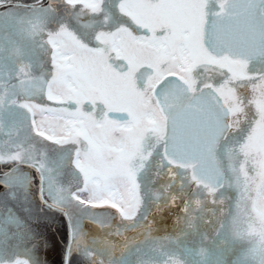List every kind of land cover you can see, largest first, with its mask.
Instances as JSON below:
<instances>
[{
  "label": "snow or ice",
  "instance_id": "1",
  "mask_svg": "<svg viewBox=\"0 0 264 264\" xmlns=\"http://www.w3.org/2000/svg\"><path fill=\"white\" fill-rule=\"evenodd\" d=\"M36 2L40 4L41 13L37 19L45 22L34 27L30 35L42 36L39 47L44 51L35 53L33 49L32 54L46 55L47 60H41L40 66L43 68L47 63L49 68L36 76L30 72L31 62L27 69L20 67L16 83L0 94V128L14 119L13 108L23 109L29 117L35 115L33 108L41 113L55 112L60 102L51 98L50 88L65 76L66 69L73 68L81 76H102L104 82L100 86L117 97L115 110L107 97L96 101L97 105L104 106L97 119L107 113L119 119L126 130L137 128L141 121L146 122L134 139L136 153L107 160L99 167L95 162L103 159L101 151L95 144L83 145L85 160L92 162L93 168L89 172L75 163L73 167L82 176L89 177L92 196L87 201L74 197L58 183V177L52 175L55 168L36 144L22 142L13 145L6 154L0 152V164L22 166L16 172L8 169L13 177L5 184L9 197L17 198L15 189L30 190L31 174L22 168L33 169L39 176L41 202L60 211L68 220L70 248L66 264H71V252L81 247L85 221L103 227L97 218L106 212L131 224L141 216L148 219L143 186L139 184L145 160H155L156 175L159 169H167L173 182L175 177L182 176L181 187L187 179L196 189L209 187L216 191L225 183L232 187L226 174L234 175L237 219L248 215L252 221L249 227L259 232V243L251 249L250 255L264 264V212L257 215L252 206L253 193L255 199H264V148L253 150L258 139L264 137V0H116L121 23L111 32L113 42L121 32H127L134 47L120 40L126 51L118 57L119 66L109 60L110 75L90 66L86 60L74 65L64 64L71 33L64 28H49L44 13L53 10L51 3L45 6L43 0ZM103 2L99 0L91 13L104 11ZM65 3L72 5L73 0H65ZM7 5L8 0H0V8L7 9ZM111 48L112 43L104 44L106 53ZM41 98L45 103L40 102ZM48 122V116H42L39 124L33 120L32 135L40 144L63 147L47 131L40 130ZM242 124L247 125L246 130ZM146 140L151 141L147 150ZM70 142L80 147L79 141ZM133 155L141 161L135 167L128 164ZM77 156L78 153L73 159ZM64 160V156H58L52 163L62 167ZM8 173L0 176L6 177ZM125 178L129 187L122 196L116 182ZM171 186L170 183L168 187ZM106 195L111 199H105ZM177 198V194L172 193L167 204L175 205ZM117 199L120 203L113 202ZM72 200L90 209L91 219L74 220L66 207V202ZM189 203V199H185L181 208L186 221L189 220ZM195 203L199 204V200ZM179 220L177 218V222ZM257 220L258 229L252 227ZM17 224L18 219L6 212L0 202V237H7L10 228L18 229ZM225 226L224 222L219 224L220 229ZM114 234L120 235V231L117 229ZM16 236L20 240L25 238L20 231ZM0 264H3L2 259ZM11 264L35 262L25 254L17 256Z\"/></svg>",
  "mask_w": 264,
  "mask_h": 264
},
{
  "label": "rangeland",
  "instance_id": "2",
  "mask_svg": "<svg viewBox=\"0 0 264 264\" xmlns=\"http://www.w3.org/2000/svg\"><path fill=\"white\" fill-rule=\"evenodd\" d=\"M8 1H16V3L23 5L22 0ZM25 1H30L32 5H36L34 3H37L36 0ZM57 2L61 4L60 0H57ZM98 2L99 0H73L72 7H79L78 10L74 8L71 10L68 7L66 13H57L54 10L44 13L47 17L46 22L49 28L53 30L64 28L71 33L66 51L76 50L79 52L75 55L77 56L75 58L76 63L86 60L90 63V66L95 68H100V63L96 61L95 54L88 52L87 49L85 50L80 46L77 40H74L75 37L79 39L81 37L84 38L81 35L80 28H82V25H90L91 22L88 23L81 20L79 28V25L75 24L70 19L72 18L70 16L72 13L78 12L84 18L86 5L97 6ZM23 7L25 5L21 8L23 9ZM1 13L3 12H0V49L3 50V45L5 44L3 39L8 33V27L1 25L3 23L1 18H4V15ZM40 15V5L27 10V14L20 21V25L24 28L26 34L30 35L34 27H38L45 22L37 19ZM79 19L76 17L75 21ZM93 23L95 24V21ZM20 31L24 32L22 29ZM14 32L19 34L17 31ZM10 33L12 32L10 31ZM11 36L9 35L8 38ZM30 37L32 42L23 44L20 43L19 37L15 36V44L11 47L5 46L3 51L4 54L10 55L9 52H11V55L13 54L14 58L12 59L13 64H11L12 68L10 72L14 71L16 78L20 67H25L27 62H31L33 68L36 66V58H27L35 55L32 54L33 49L37 51L43 50L39 47L42 36L36 35L34 37L30 35ZM84 39L87 40L86 38ZM67 58L68 55L66 53L64 60L68 61ZM18 59L22 60L23 63H16V60L19 62ZM40 59L42 60L43 58ZM1 64L2 61H0ZM4 72V69L0 68V84L3 85L0 87L3 89L6 88V82L9 80V76H6ZM100 77V83H103L104 80L102 76ZM55 86L59 88L56 83ZM3 91H0V94H3ZM53 97L57 98L55 95ZM59 99L61 98L59 97ZM12 111L14 112L15 120L23 115L20 108H13ZM35 111L36 108H33V112ZM56 112L65 113L66 106H59ZM37 114L48 116L49 122L45 126L49 128L53 127L54 121L52 117L54 112L41 113L38 109ZM31 120L36 121L37 124L40 122V119L36 116L33 119L30 117ZM11 122H13V119L6 121L3 128H0V152L6 154L11 151L13 145L22 142L34 143L38 147L39 140L37 137L34 136L29 140L27 139L30 135L27 126L22 125L20 130H16ZM40 130L45 131V129ZM48 134H50L49 131ZM27 143H25L26 147ZM38 148L47 154L46 158L50 166L55 168L52 175L58 177V183L65 190H70L74 197L81 198L84 201L91 198L92 192L90 190L89 179H82V182L74 180L73 176L75 175L71 172L73 168L69 167L70 157L72 152H75V149H67L66 151V149ZM59 150L60 152H58ZM99 150L101 151L102 149ZM121 150L124 151L123 156L137 152V149ZM253 150L257 151L258 149ZM101 153L103 159L95 162L97 167L107 160H113L111 158L112 155L106 156L104 152ZM58 155L65 157L62 167H57L56 164L52 163ZM134 159L135 156L133 155L128 160V164ZM84 161L86 162L85 159ZM153 161L150 169L154 173L155 167L153 166ZM140 163L141 161L136 159L132 162V166L135 167ZM147 164L148 160H145L144 169L148 167ZM9 165L12 164H0V173L3 174L1 172L2 167H8ZM77 165H80V163ZM21 167L17 166L13 172H16ZM68 167L71 171L65 169ZM87 167L88 171L91 172L93 168L92 162L88 163L87 161ZM22 170L31 174V188L30 190L25 188L24 191L15 189L17 192V198L15 199L9 197L8 191L5 188V184L13 178L12 174L9 173L6 177L0 176V202L3 203L6 212H11L12 216L18 219V229L10 228L7 237H0V259L3 260V264H11L17 256L24 257L27 254L35 264H64L69 241L68 229H70V224L63 213L51 209L41 202L39 196L40 181L35 170L26 167L22 168ZM160 173L163 176L159 177V182L171 183V187H175V194L178 196L175 205L167 204L170 195L153 194L151 191H146L150 194L144 198L145 213L148 216L147 220H144L141 216L135 224H131L106 212L102 217L97 218L103 227L98 226L96 223L85 221L83 224L85 235L79 250L74 249V252H71V264H225L227 261H229V264H259L258 259L250 255L251 249L259 243V232H253L249 227L252 221L248 215L239 216V219H237L239 214L236 207V188L233 189V197L231 199V196L226 192V184L216 191H211L209 187L196 189L187 179H184L183 187H181L180 181L182 176L175 177L173 182L166 169H160ZM153 179H155L154 176ZM139 184L142 185V181L139 180ZM116 187L122 196L126 195L129 187L127 179L117 181ZM159 187L162 186L160 185ZM194 192L195 195H193ZM45 193L48 195L47 184L45 185ZM253 197V210L259 215L261 212H264V199H255V193H253ZM105 199H111V197L106 195ZM185 199H189L190 201L188 221L184 219V214L181 212ZM196 200H199V204L195 203ZM221 200L222 203L220 202ZM113 202L120 203V200L117 199ZM228 203L231 206L233 205V207L227 209ZM66 207L74 220H78L81 217L91 219V210L82 207L75 200L66 202ZM225 208L227 210L222 212L221 209ZM177 218H180L179 222H177ZM221 222H224L226 225L224 229L219 228ZM258 226L259 220L255 224H252L253 228L258 229ZM117 229L120 231V235L114 234ZM17 231L25 234L23 240H20L16 236ZM202 254L204 262L202 261Z\"/></svg>",
  "mask_w": 264,
  "mask_h": 264
},
{
  "label": "flooded vegetation",
  "instance_id": "3",
  "mask_svg": "<svg viewBox=\"0 0 264 264\" xmlns=\"http://www.w3.org/2000/svg\"><path fill=\"white\" fill-rule=\"evenodd\" d=\"M21 1V0H17ZM23 1V9L21 7H16L15 5H20L19 3H16V1H8L7 9L0 8V12H3L1 14L4 15V18H1L3 23L2 26L8 27V33L4 37L3 41L5 44L3 45V50L0 49V61H2V64L0 65V68L4 69V73L6 76H9V80L6 82V85L8 88H11L13 84L16 83V76L15 72L11 71V64H13V54L11 55V52H9L10 55L4 54L3 51L5 49V46L11 47L15 41V36L19 37L20 43L28 44L30 41L32 42V39L30 35L26 34V31L24 28L20 25V21L23 19V17L27 14V10L33 8L36 5H40L39 3H34L36 5H32L30 1ZM61 4L57 2V0H43L44 5H48L51 3V7L54 11L58 12H67V8L69 7L71 10L74 8L72 5H69L65 3V0H60ZM99 3V2H98ZM62 6V7H61ZM78 6V5H77ZM86 13L84 15L78 14V12L72 13L70 19L74 21L75 24L79 25L80 28V21H87L88 23L91 22L90 25H82L81 29V35L84 36L87 40L81 37V39L75 37L74 40H77L80 43V46H82L85 50L87 49L88 52L95 54L96 61L100 63V68L103 70V72H108L110 75V66H109V60H111V64L119 66V59L118 57L123 55L126 51L125 47L120 44V40H123L127 45L133 46L132 38L127 32H121L117 38H115V42H113L114 38L111 36V32L113 29L117 27L119 23H121L120 16L116 9V0H104L102 7L104 11L100 12L99 14L91 13V9L95 8L97 6L93 5H86ZM12 8V10H11ZM79 7H76L74 9L78 10ZM80 18L79 20L75 21V18ZM105 17H109V19H105ZM30 20V19H29ZM31 21V20H30ZM95 21V24L93 23ZM19 26V27H18ZM22 28H21V27ZM22 29L24 32H21L20 29ZM10 31L12 33H10ZM14 31H17L19 34H16ZM9 35H12L10 38ZM32 36V35H31ZM77 36V35H76ZM36 37V35L34 36ZM88 43H87V42ZM105 43H112V48L109 52L104 51V44ZM79 45V44H78ZM37 50H35L36 52ZM44 50L37 51V53H43ZM8 52V51H7ZM3 53V54H2ZM68 58V61H63L66 65H74V62H77L75 56L78 51H66ZM65 53V54H66ZM43 58L42 60L46 61L47 56L46 55H34L29 56L27 58H36L35 67H31L30 72L36 76L40 75V73L44 69H48L49 65L45 63L43 65V68L40 66V58ZM15 61L16 63H23V61L19 60ZM28 64V62H27ZM26 64V69L28 68V65ZM19 73V72H18ZM18 75V74H17ZM103 78V77H102ZM100 75H93L91 77L87 76H81L79 75L75 69L67 70L65 71V76L60 79L56 84L59 86L56 87L55 83L52 84L49 95L53 100L59 101V106H66V112L65 113H58L54 112L53 114V121L54 125L52 128H49L45 126V131H49L51 136L55 139L61 142L63 144V147H60L56 144H40L38 147H42L43 149H75V152L71 154L70 157V168L67 169V171L73 172L75 176H73L76 181L82 182V179H89L87 176H82L81 172L77 171L75 167H73V164H79V166H83L86 170L87 169V161L85 162V156L82 151V147L85 143L88 144H95L98 149H102L101 152H104L106 156L112 155V159H115L117 157L123 156L124 151L121 149H136V146L134 144V139L140 134L141 130L146 126L145 121H141L137 128L126 130L122 127L119 119H113L109 117L107 113L103 114L102 119H97V116L100 115L101 112H103L104 106L102 104L97 105L96 101L102 100L104 98H109L111 107L113 110L116 108L117 104V97L114 95L110 90H108L105 87H101L100 85ZM5 85V86H6ZM6 86V88H7ZM6 88H1L0 91L4 90ZM4 91L2 93H4ZM16 89H12V92H15ZM246 94V90H244ZM57 96L53 97V96ZM59 97L61 99H59ZM20 99H23L24 97H19ZM8 99H12L11 93L8 95ZM41 103H45L43 101V98L40 100ZM21 113L23 114L20 118H17L16 120L13 119V126L14 129L20 130L22 125L27 126L29 137L28 140L33 138L32 135V126L30 121L29 114L25 112L23 109H21ZM38 109L34 112L38 119L41 120L43 114L38 115L37 114ZM92 113V114H90ZM32 116L31 118L33 119ZM46 116V115H45ZM248 116L251 118L252 112L251 110L248 111ZM59 123V124H58ZM242 127L246 130L247 125L242 124ZM49 134V135H50ZM237 135H242L238 133ZM79 141L80 147L77 146L75 143H71L70 141ZM151 143L150 140L145 141V150H147V145ZM261 148H264V137H260L257 141V145L254 149H258L259 151ZM60 152V150L58 151ZM63 152V151H61ZM56 153V152H55ZM78 156L74 160L73 157L75 155ZM59 156V155H58ZM136 158L133 160L135 161ZM130 162L129 165L132 166V162ZM59 163V161H57ZM88 163H90L88 161ZM152 161H148V167H146L143 172L139 175V180L142 181V186L144 187L143 195L144 198L148 197L150 194L146 191H151V193H159L160 195H171V193H175V187L169 188V183H161L159 182V177L163 176L162 173H160L159 169V175H156L157 173V164L155 160L153 161V166L155 167L154 173L150 169ZM20 165H9L8 167H2V173H8V169L15 170V168ZM4 169V170H3ZM167 170V169H166ZM1 174V173H0ZM9 174V173H8ZM165 174V173H164ZM228 177V181L232 183V187H229L227 183L226 184V192L228 195L231 196V199L233 197V189L236 188L235 181L236 177L230 173L226 174ZM153 176L155 179H153ZM224 184V186H225ZM40 185V184H39ZM162 187H159V186ZM176 185V184H175ZM223 186V187H224ZM222 188V187H221ZM220 189V188H219ZM40 191V187H39ZM147 194V195H146ZM40 196V192H39ZM45 196L47 197V194L45 193ZM41 199V198H40ZM233 207L231 204L228 203L227 209ZM221 209V211L227 210ZM61 213V212H60ZM225 214V213H224Z\"/></svg>",
  "mask_w": 264,
  "mask_h": 264
},
{
  "label": "water",
  "instance_id": "4",
  "mask_svg": "<svg viewBox=\"0 0 264 264\" xmlns=\"http://www.w3.org/2000/svg\"><path fill=\"white\" fill-rule=\"evenodd\" d=\"M69 233H70V229H69ZM69 248H70V239L68 241V245H67V249H66V255H65V262H64V264H66V258H67V255L69 254Z\"/></svg>",
  "mask_w": 264,
  "mask_h": 264
},
{
  "label": "trees",
  "instance_id": "5",
  "mask_svg": "<svg viewBox=\"0 0 264 264\" xmlns=\"http://www.w3.org/2000/svg\"><path fill=\"white\" fill-rule=\"evenodd\" d=\"M68 230H69V229H68ZM202 261L204 262L203 254H202ZM225 264H229V261L225 262Z\"/></svg>",
  "mask_w": 264,
  "mask_h": 264
}]
</instances>
